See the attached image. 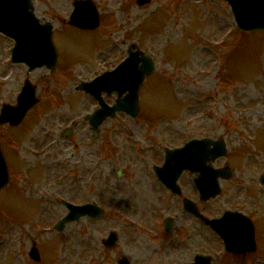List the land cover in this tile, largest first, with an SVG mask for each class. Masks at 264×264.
<instances>
[{
  "label": "rangeland",
  "instance_id": "rangeland-1",
  "mask_svg": "<svg viewBox=\"0 0 264 264\" xmlns=\"http://www.w3.org/2000/svg\"><path fill=\"white\" fill-rule=\"evenodd\" d=\"M96 1L100 22L90 29L67 19L73 0L33 1L37 15L57 33L62 58L51 73L13 63L14 39L0 32V111L17 100L27 80L39 99L19 125L0 122L15 186L0 190V264H119L123 255L135 264H182L198 252H214L218 264H225L216 234L182 200L189 196L210 216L239 209L264 225V31H241L224 0ZM139 48L155 70L141 85L138 116L109 114L94 136L86 114L98 106L97 98L84 90L73 94L75 86ZM73 68L79 69L65 70ZM104 95L116 105V91ZM207 136L226 139L228 154L214 164L235 167L234 176L222 179V193L204 202L197 174L186 170L179 179L182 194L175 195L159 181L154 164L166 160V147ZM138 176L146 181V195L133 200ZM28 177L38 182L27 188ZM65 200L97 203L104 211L58 230L57 221L69 210ZM165 217L174 219L172 229L163 227ZM112 231L118 240L105 245ZM35 245L38 258L31 251ZM239 256L241 264L262 262V255Z\"/></svg>",
  "mask_w": 264,
  "mask_h": 264
},
{
  "label": "water",
  "instance_id": "water-1",
  "mask_svg": "<svg viewBox=\"0 0 264 264\" xmlns=\"http://www.w3.org/2000/svg\"><path fill=\"white\" fill-rule=\"evenodd\" d=\"M232 5L236 22L242 30L264 29V0H228ZM81 1H77L76 5ZM82 12H87L86 16H80V8L73 15V21L78 25L94 26L98 22V13L95 6L84 1ZM81 7V6H79ZM33 0H0V30L11 35L16 40L13 47V60H21L27 62L31 68L48 64L54 66L56 62V52L52 42V25L50 23H42L34 13ZM94 9L96 16L91 13ZM142 54V57H138ZM142 59V66L138 65V60ZM152 60L148 59L141 50L131 52L130 56L121 63L115 70L106 71L92 82L83 83L80 87L92 91L99 98L102 107L97 109L94 114L90 115L94 128L107 115H114L117 110H124L133 116L139 112V90L146 74L154 71ZM103 80L106 81L102 86ZM130 92L125 97H120L115 106H108L102 98V90L111 93L114 89H118L120 95L126 89ZM36 101L34 96V87L29 84L24 87L19 96V104L17 106L5 105L0 115V121H10L13 124L20 122L26 110ZM213 144V147H211ZM226 153V143L223 139L213 140L210 138L192 139L183 147L167 150L166 163L162 167L157 168L159 177L166 185L177 189L175 181L180 173L190 168L192 170H200L201 176L198 178L197 184L202 192V198H209L220 191L219 177L230 176L231 171L228 169H213L207 163L211 162L220 155ZM168 177V179H166ZM8 181V172L5 159L0 149V188ZM264 181V178H263ZM176 192H178L176 190ZM185 207L195 215L203 217L198 211L195 203L189 199L185 200ZM86 206H78L73 208L72 212L63 220L75 218L78 214H83ZM207 222L216 228L218 222L228 224L229 227L219 229L225 241L230 243V250H254L255 230L251 219L245 218L240 213L226 212L221 219H206ZM173 220L166 221V227L172 226ZM114 237V236H113ZM210 257L197 259L191 264H209ZM121 264H129L128 259H123Z\"/></svg>",
  "mask_w": 264,
  "mask_h": 264
},
{
  "label": "bare ground",
  "instance_id": "bare-ground-1",
  "mask_svg": "<svg viewBox=\"0 0 264 264\" xmlns=\"http://www.w3.org/2000/svg\"><path fill=\"white\" fill-rule=\"evenodd\" d=\"M139 179H142V180L138 182L136 189L132 192L133 200L140 199L146 195V185H145L146 181L144 182V179L141 176H138L136 180L138 181ZM142 184L143 186H141Z\"/></svg>",
  "mask_w": 264,
  "mask_h": 264
},
{
  "label": "flooded vegetation",
  "instance_id": "flooded-vegetation-1",
  "mask_svg": "<svg viewBox=\"0 0 264 264\" xmlns=\"http://www.w3.org/2000/svg\"><path fill=\"white\" fill-rule=\"evenodd\" d=\"M257 236H258V253L257 255H259L260 251L262 250V257L264 258V248H263V245L261 243V229H262V225L261 224H257ZM252 255H255L253 253L251 254H244L245 257H249V258H252Z\"/></svg>",
  "mask_w": 264,
  "mask_h": 264
}]
</instances>
